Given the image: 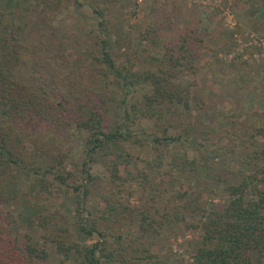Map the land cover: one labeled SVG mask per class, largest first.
<instances>
[{"label": "rangeland", "instance_id": "374dc122", "mask_svg": "<svg viewBox=\"0 0 264 264\" xmlns=\"http://www.w3.org/2000/svg\"><path fill=\"white\" fill-rule=\"evenodd\" d=\"M14 1L0 0V34L39 45L37 55L43 64L66 72L68 66L62 59L82 51L90 41L89 31H96V17L87 0H70L48 14L28 10L24 0L18 4ZM108 3H112L109 16L122 21L131 31L134 46L139 44L140 30L148 25L158 26L164 40L189 28L202 35L204 46L196 71L180 76L188 88V110L170 117L166 128L167 134H180V139L159 142L149 139L161 135L162 125L168 120L162 124L142 121L131 125L136 140L120 141L121 148L128 153V168L133 173L142 170L149 182L142 187L140 178L135 177L124 187L111 186L106 169L99 165L96 171L102 180L85 199L80 189L71 187L82 177V139L86 134L83 128L71 125L72 135L59 146L60 162L52 157L55 148L40 152L34 159L30 154L37 151L35 147H30L28 153L19 142L13 141L10 148L24 161L32 159L40 165V171L50 166L53 174L63 169L69 174L63 184L46 173L50 181L46 180L41 187L38 175L31 173L24 162L9 163L0 182V205L15 215L20 230L44 247L46 264H74L75 252L68 244L101 240L96 232H83L80 220L86 228L94 222L105 232L104 244L114 252L110 264H189L200 244L201 227L196 214L190 215L185 210L180 221L166 222L152 236L146 235L155 258H140L137 255L143 256V252L134 250L130 241L140 232L136 220L130 217L123 219V223L115 220L107 214L103 198H107L109 205H118L117 199L121 200L127 209L133 208L132 217L143 207L149 211L160 208L159 212L163 207L169 209L173 195L182 188L204 206L225 202L227 195L222 187L234 182L240 154L264 147V133L258 136L255 131L257 127L264 128V0H109ZM32 67L23 70L35 78L44 74L43 67L36 70ZM145 89L138 87L137 91ZM121 111L122 105L116 102L104 116L103 129H112ZM85 211L89 212L87 219ZM40 214L67 220V237H61L66 254L59 252L54 242L41 237L36 221Z\"/></svg>", "mask_w": 264, "mask_h": 264}, {"label": "trees", "instance_id": "16d2710c", "mask_svg": "<svg viewBox=\"0 0 264 264\" xmlns=\"http://www.w3.org/2000/svg\"><path fill=\"white\" fill-rule=\"evenodd\" d=\"M24 1L28 10L39 14L54 13L60 5L70 2ZM14 2L18 4L19 0ZM86 2L96 17V31H89L90 41L82 51L62 59L68 66L64 73L43 64L37 55L39 45L20 42L14 35L0 34V182L9 163L24 162L31 173L38 175L41 187L46 180L50 181L46 173L64 184L69 174L67 170L53 174L48 166L40 171V165L34 164L32 159L24 161L10 145L13 141L19 142L28 153L30 147H35L37 151L30 154L34 159L40 152L55 148L52 157L60 162L62 149L59 146L72 135L71 125L74 124L86 134L82 139V177L78 183L71 184L73 190L80 189L85 199L98 187L102 180L96 171L99 165L106 169L111 186L124 187L127 181L137 177L143 187L150 179L142 170L133 173L128 168V153L121 148L120 141L136 140L130 128L133 124L142 121L162 124L188 110V88L182 84L180 76L196 71L204 46L202 35L189 28L164 40L158 26L148 25L140 30L139 44L134 46L131 31L122 21L109 16L112 13L109 0ZM27 66L35 67L33 70L43 67L44 74L35 78L23 70ZM138 87L146 89L138 92ZM116 102L122 105L120 119L112 129L105 130L102 121ZM169 121L162 125L161 135L149 138L151 142L180 139V134L166 133ZM255 131L262 136L264 128L260 126ZM239 159L234 182L222 187L227 199L220 205L204 206L182 188L173 195L170 208L163 207L161 212L160 208L149 211L143 207L132 217L133 208L127 209L121 200L117 199L118 205H109L107 198H103L105 210L122 223L129 217L136 220L140 232L130 241L134 243V250L143 252V256L137 255L140 258H155L146 235L152 236L153 231L166 222L180 221L186 210L190 215H197L201 227L200 244L189 264H264V147L245 151ZM85 212L87 219L89 212ZM36 221L41 237L54 242L56 249L66 254L61 237H67V220L40 214ZM81 221L79 228L83 232H96L101 240L68 244L75 252L74 264H110L114 252L104 244L105 232L94 222L86 228ZM46 256L44 247L20 230L15 215L0 205V264H46Z\"/></svg>", "mask_w": 264, "mask_h": 264}]
</instances>
